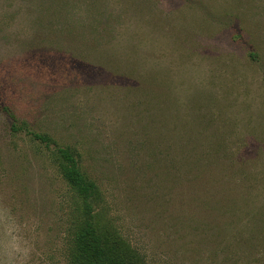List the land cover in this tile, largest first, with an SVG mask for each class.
I'll return each mask as SVG.
<instances>
[{"label":"rangeland","instance_id":"rangeland-1","mask_svg":"<svg viewBox=\"0 0 264 264\" xmlns=\"http://www.w3.org/2000/svg\"><path fill=\"white\" fill-rule=\"evenodd\" d=\"M58 145L149 264H264L219 253L264 207V0H0V264H67Z\"/></svg>","mask_w":264,"mask_h":264},{"label":"trees","instance_id":"trees-1","mask_svg":"<svg viewBox=\"0 0 264 264\" xmlns=\"http://www.w3.org/2000/svg\"><path fill=\"white\" fill-rule=\"evenodd\" d=\"M12 127L15 131L20 128L16 122ZM26 127L23 123L22 128L26 130ZM30 132L47 146L53 141L46 133ZM52 158L73 198L67 264H149L146 257L111 223L100 222L103 193L99 184L83 169L79 152L71 146L58 145L52 152ZM225 208L234 211L229 219L233 228L231 235H226L221 222L219 253L223 255L224 262L235 254H250L251 240L261 245L255 249L264 256V207L251 211L244 218L237 214L239 207L227 204ZM192 252L196 255L197 248Z\"/></svg>","mask_w":264,"mask_h":264}]
</instances>
